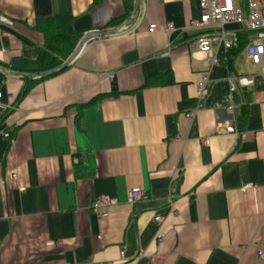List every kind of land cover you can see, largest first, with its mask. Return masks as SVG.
Masks as SVG:
<instances>
[{"label": "crops", "instance_id": "obj_1", "mask_svg": "<svg viewBox=\"0 0 264 264\" xmlns=\"http://www.w3.org/2000/svg\"><path fill=\"white\" fill-rule=\"evenodd\" d=\"M199 15L198 0H0V264H264V76L243 47L211 67L185 31ZM50 20L109 34L39 80ZM133 187L149 200L127 204Z\"/></svg>", "mask_w": 264, "mask_h": 264}, {"label": "built area", "instance_id": "obj_2", "mask_svg": "<svg viewBox=\"0 0 264 264\" xmlns=\"http://www.w3.org/2000/svg\"><path fill=\"white\" fill-rule=\"evenodd\" d=\"M242 5V6H241ZM199 18L188 26L185 31L195 32L196 36L193 47L197 52L209 56L211 67L219 63L218 54L224 52L237 51L243 47L249 61L261 68L264 76V0H198ZM157 30L154 24L148 27L149 33ZM166 33L173 32L171 24L164 30ZM208 75H205L198 84L197 98H201L204 92ZM235 78L229 79V92L235 91ZM1 96V94H0ZM195 111L185 114L187 118H193ZM232 115V113H230ZM234 128L230 122L224 124L221 134L234 133ZM4 137L9 138L8 134ZM204 145H209V140H203ZM255 188L252 183H246L241 187V191L246 193ZM149 200L148 194L140 187H133L126 192V202L129 205ZM115 200L108 196H100L90 204V210L100 219H106V213H98L113 205ZM153 221L159 225L163 222L161 216H156ZM155 240L157 245H163L164 235L158 231ZM257 258L264 260L262 251L257 253ZM87 264H100L90 262Z\"/></svg>", "mask_w": 264, "mask_h": 264}, {"label": "trees", "instance_id": "obj_3", "mask_svg": "<svg viewBox=\"0 0 264 264\" xmlns=\"http://www.w3.org/2000/svg\"><path fill=\"white\" fill-rule=\"evenodd\" d=\"M1 29L6 33L12 34L24 44L28 46L32 45L31 41L25 36L14 32L8 26L2 25ZM36 31L43 36L45 43V50L41 53L37 62H35L39 67L37 71L43 73V76L39 78V80H42L61 72V66L80 42L81 35L73 33L70 25L64 23L62 20H50L48 24L45 22L40 27H37ZM27 65L30 64L27 63Z\"/></svg>", "mask_w": 264, "mask_h": 264}, {"label": "water", "instance_id": "obj_4", "mask_svg": "<svg viewBox=\"0 0 264 264\" xmlns=\"http://www.w3.org/2000/svg\"><path fill=\"white\" fill-rule=\"evenodd\" d=\"M109 34L108 31H100V32H92L89 34H86L83 36V38L80 40V42L75 47L72 54L67 58V60L64 62V64L61 66L60 70H64L71 62L75 59V57L79 54L83 46L94 39L106 37Z\"/></svg>", "mask_w": 264, "mask_h": 264}, {"label": "rangeland", "instance_id": "obj_5", "mask_svg": "<svg viewBox=\"0 0 264 264\" xmlns=\"http://www.w3.org/2000/svg\"><path fill=\"white\" fill-rule=\"evenodd\" d=\"M242 6V5H241Z\"/></svg>", "mask_w": 264, "mask_h": 264}]
</instances>
